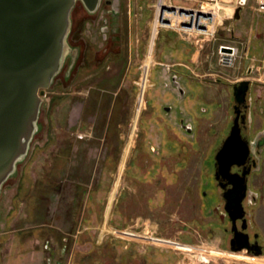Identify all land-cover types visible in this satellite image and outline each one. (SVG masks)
<instances>
[{"label": "rangeland", "instance_id": "rangeland-1", "mask_svg": "<svg viewBox=\"0 0 264 264\" xmlns=\"http://www.w3.org/2000/svg\"><path fill=\"white\" fill-rule=\"evenodd\" d=\"M105 1L93 14L76 3L74 64L65 77L67 56L45 90L40 133L2 187L0 264L241 262L204 167L228 130L235 82L252 83L253 133H264V14L246 0L233 31L231 12L205 34L188 36L177 21L154 34L157 0ZM253 183L263 195V162ZM253 207L263 230V203Z\"/></svg>", "mask_w": 264, "mask_h": 264}, {"label": "water", "instance_id": "water-1", "mask_svg": "<svg viewBox=\"0 0 264 264\" xmlns=\"http://www.w3.org/2000/svg\"><path fill=\"white\" fill-rule=\"evenodd\" d=\"M103 0H0V193L3 185L18 174L30 149L34 136L40 131L39 116L45 90L49 89L70 56L69 76L74 64L69 36L72 30V12L80 2L88 14L95 13ZM246 0L231 8L229 30L240 19ZM106 5L111 0L105 1ZM116 8L111 13H116ZM220 52L233 54L230 47ZM78 58V51L75 52ZM223 63H229V57ZM250 85L241 80L233 85L235 109L245 103ZM168 110V108H166ZM242 140L241 129L234 118L229 133L215 154L219 174L233 187L222 193L224 210L236 228V220L243 218L242 200L246 194L245 176L230 174L232 164L248 153ZM239 158V159H238ZM223 188L222 185H220ZM244 228V227H243ZM247 234L234 231L229 249L232 252H249ZM256 255H261L258 251ZM233 264H245L233 262Z\"/></svg>", "mask_w": 264, "mask_h": 264}, {"label": "flooded vegetation", "instance_id": "flooded-vegetation-1", "mask_svg": "<svg viewBox=\"0 0 264 264\" xmlns=\"http://www.w3.org/2000/svg\"><path fill=\"white\" fill-rule=\"evenodd\" d=\"M243 80V79H242ZM241 81V80H240ZM237 81L234 84L240 82ZM149 84V70L146 74V88ZM231 86L232 89V104L230 108V118H229V125L228 130L226 132V135L217 142H215V145H213V148L211 150V157L209 161V165H206L204 167L206 174L209 175L210 180L208 181L210 184V187L213 188V204L216 203L217 208L221 209L220 211V217H223L227 220V227L224 228V231L228 233V245L229 241L234 233V231L242 232L243 234H247L248 240H249V252L246 251L245 254H242L244 256V263L245 264H254V262L257 261L256 257H259L263 255L264 258V183H263V195L260 193V189L254 187L253 178L255 175L260 174L261 168H262V162L264 163V133L263 130L256 131L253 133V122L256 121V117L259 116V114L254 113L257 109L256 106L253 107L252 103H249L248 95L249 90L252 86V83H250L247 94H246V100L244 104L239 105L236 109L234 97H233V85ZM263 93H264V82H263ZM263 101H264V94H263ZM259 106V105H257ZM258 112H261L259 109H257ZM263 113H264V103H263ZM234 118H237V122L239 124V127L241 129V137L244 142H246L248 146V153L247 155L239 159V164H232L230 167V174H234L237 176H245V183H246V194L245 197L242 200V206H243V218L236 220V228L234 231H232L233 225L228 217V214L224 210V200L222 193L225 191L230 190L233 185L228 184L226 179H223L219 174H217L218 179L216 178V171H217V165L215 162V154L219 150V148L222 145V142L226 138L227 134L230 131V128L233 124ZM207 183V182H206ZM220 185L223 186V188L220 187ZM250 193L257 194L256 196L253 194L250 196ZM203 196H206V192H203ZM263 203V230L261 229L259 223L254 221V215H255V209H253V206H258L259 204ZM244 227V228H243ZM242 251V252H243ZM260 251L261 255H256V253ZM238 253V252H237ZM232 254V253H231ZM232 259V258H231ZM257 264H264L263 259L259 258V261H257Z\"/></svg>", "mask_w": 264, "mask_h": 264}, {"label": "built area", "instance_id": "built-area-1", "mask_svg": "<svg viewBox=\"0 0 264 264\" xmlns=\"http://www.w3.org/2000/svg\"><path fill=\"white\" fill-rule=\"evenodd\" d=\"M181 1V0H180ZM183 7H172L165 0H157V20L165 25L171 24L172 14L177 15V27L184 30L188 36L205 34L223 20L231 17L228 7L220 13L219 7L223 0H182ZM254 9L264 14V0H254ZM181 8V10H179ZM229 9V10H228ZM174 16V15H173ZM234 51V49H233ZM234 54V53H233ZM141 94V90H140ZM140 104V101H139Z\"/></svg>", "mask_w": 264, "mask_h": 264}, {"label": "bare ground", "instance_id": "bare-ground-1", "mask_svg": "<svg viewBox=\"0 0 264 264\" xmlns=\"http://www.w3.org/2000/svg\"><path fill=\"white\" fill-rule=\"evenodd\" d=\"M172 14V19H171V24L174 22V21H177V15H175V12H173V13H171ZM174 15V16H173ZM176 19V20H175ZM176 23V22H175ZM171 24H169V26L171 25ZM160 25H165L164 23H161V22H159L157 19L155 20V22H154V26H153V31H155L154 32V34H156V31H157V27L158 26H160ZM153 43V42H152ZM151 43V44H152ZM153 45H154V43H153ZM153 45H151L150 47H151V49H150V53H152V47H153ZM233 53H235V50L233 51ZM232 63V62H231ZM139 107V106H138ZM119 181V180H118ZM242 254H244L243 252L242 253H232L231 255H232V259L234 260V261H241V262H244V256L242 255ZM257 261H259V258H257ZM257 261L256 262H254V264H257Z\"/></svg>", "mask_w": 264, "mask_h": 264}, {"label": "crops", "instance_id": "crops-1", "mask_svg": "<svg viewBox=\"0 0 264 264\" xmlns=\"http://www.w3.org/2000/svg\"><path fill=\"white\" fill-rule=\"evenodd\" d=\"M256 14V16H258V17H262V16H260L261 14H259V13H255ZM76 27L77 26H73L72 27V30H71V33H70V42L71 43H73V44H77V43H80V41H81V34L79 33L78 34V31H76L77 29H76ZM75 28V29H74ZM83 51H85V48H83ZM84 57L86 56L85 54L83 55ZM87 57V56H86ZM84 61H82V63H83ZM85 64V63H84ZM117 105H120L119 103H117L116 102V105L115 106H117ZM120 110V108L118 109V107H117V109H116V111H119ZM123 110V109H122ZM125 110V109H124ZM115 111V112H116ZM122 112V111H121Z\"/></svg>", "mask_w": 264, "mask_h": 264}, {"label": "trees", "instance_id": "trees-1", "mask_svg": "<svg viewBox=\"0 0 264 264\" xmlns=\"http://www.w3.org/2000/svg\"><path fill=\"white\" fill-rule=\"evenodd\" d=\"M39 123H40V125H42V119L40 118V116H39ZM39 133H40V132H39ZM37 135H38V134H37ZM37 135H36V136H37ZM18 170H19V168H18ZM18 172H19V171H18ZM10 181H13V179L7 181L6 184H8V182H10Z\"/></svg>", "mask_w": 264, "mask_h": 264}]
</instances>
